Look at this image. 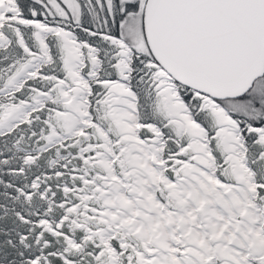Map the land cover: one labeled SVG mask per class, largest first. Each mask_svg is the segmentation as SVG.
I'll use <instances>...</instances> for the list:
<instances>
[{"label":"snow or ice","instance_id":"obj_1","mask_svg":"<svg viewBox=\"0 0 264 264\" xmlns=\"http://www.w3.org/2000/svg\"><path fill=\"white\" fill-rule=\"evenodd\" d=\"M0 264H264V0H0Z\"/></svg>","mask_w":264,"mask_h":264}]
</instances>
